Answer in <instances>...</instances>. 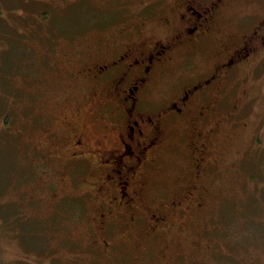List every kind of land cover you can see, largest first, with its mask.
<instances>
[{"label": "rangeland", "instance_id": "374dc122", "mask_svg": "<svg viewBox=\"0 0 264 264\" xmlns=\"http://www.w3.org/2000/svg\"><path fill=\"white\" fill-rule=\"evenodd\" d=\"M215 1L0 0V264H264V0Z\"/></svg>", "mask_w": 264, "mask_h": 264}, {"label": "flooded vegetation", "instance_id": "af4514ba", "mask_svg": "<svg viewBox=\"0 0 264 264\" xmlns=\"http://www.w3.org/2000/svg\"><path fill=\"white\" fill-rule=\"evenodd\" d=\"M223 0H216L215 2H212L209 6V7H206L205 9H203V11H200V10H197L195 8H188L187 10H189L190 14L192 15V17H196L197 18V23L191 28V27H187V32L190 34V35H195L199 30H201L202 26H203V22H202V19H205L206 17H208L210 15V13H213L216 9H219V3L218 2H222ZM209 19V18H207ZM204 21V20H203ZM202 34H204V32H201ZM256 33V32H255ZM245 46L240 48L244 51V53H246V55H248V49L250 48L249 45L247 44H244ZM239 53V51H237ZM163 53L160 52L159 53V56H161ZM241 54V53H240ZM153 60L152 59H149V62L151 63ZM236 61L233 60V56H232V59L228 58V60H224L220 63V66H218L216 68V71L220 70L222 67H227L229 70L233 69V66L235 64ZM150 65V64H148ZM217 75L215 74L214 76L212 75L209 79H207L205 82L206 84L202 86V88H205V87H209L212 83H213V80L216 79ZM138 85H134L133 88L131 87L130 88V92H134L136 91V89H138ZM189 91L185 90L183 96H182V99L181 101L183 100V106L186 107V104H187V99H188V95H189ZM131 95V98H132V94ZM134 100V99H132ZM173 111H178V113L182 114L184 113V108L183 107H179L177 106V104L174 102V105H173ZM135 124L137 125H140L141 124V121L139 120H135ZM127 128H129V131H127L124 135L123 138H121L119 141H116V144L119 145L120 147L116 148V147H106V146H102L103 149H100V157H101V161H103V164L104 165H109L110 163L109 162H113L115 164L119 163V168L118 167H115L113 166L112 167V170L115 171V173L117 175H119L118 177V181L123 183L121 184V186L123 187V190H121V194H122V197L123 198H126L128 197L127 195V192L125 191V188L127 187V179L123 178V170L126 171V169L128 170V172H131L132 176L133 175H136V171H133L130 169V167L128 166V162H125V158L126 159H132V157H135V161H139V162H143V154L146 152L147 150V146H143L142 147V152L140 153H136L134 151V145L132 143V141L134 140L135 136H134V132H135V129H136V125H129V127L127 126ZM139 132H142V130H139ZM80 143H82V140H77L76 139V144L77 145H80ZM90 143V142H89ZM87 143L86 144V147L88 146V149L91 150V149H94V146L91 144ZM82 146H79V149H82L81 148ZM78 156H75L73 157L74 159H76ZM80 158V157H78ZM115 167V168H114ZM114 171H113V174H110L108 176V178L110 177L112 180L115 179V174H114ZM113 175V176H112ZM115 196H113L111 198V200H114Z\"/></svg>", "mask_w": 264, "mask_h": 264}, {"label": "trees", "instance_id": "16d2710c", "mask_svg": "<svg viewBox=\"0 0 264 264\" xmlns=\"http://www.w3.org/2000/svg\"><path fill=\"white\" fill-rule=\"evenodd\" d=\"M45 13H46V12H45ZM43 14H44V11H43ZM43 14H42V16H44Z\"/></svg>", "mask_w": 264, "mask_h": 264}]
</instances>
